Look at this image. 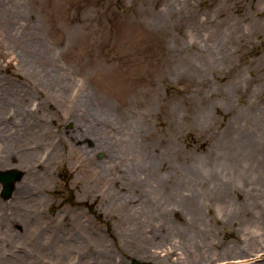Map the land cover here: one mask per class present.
I'll return each instance as SVG.
<instances>
[{
	"label": "rangeland",
	"instance_id": "1",
	"mask_svg": "<svg viewBox=\"0 0 264 264\" xmlns=\"http://www.w3.org/2000/svg\"><path fill=\"white\" fill-rule=\"evenodd\" d=\"M12 167L0 264H264V0H0Z\"/></svg>",
	"mask_w": 264,
	"mask_h": 264
},
{
	"label": "bare ground",
	"instance_id": "2",
	"mask_svg": "<svg viewBox=\"0 0 264 264\" xmlns=\"http://www.w3.org/2000/svg\"><path fill=\"white\" fill-rule=\"evenodd\" d=\"M133 126L134 124L133 125L128 124L126 127H124L125 135L121 139V143H119L123 148V153H124L123 157L126 156L129 157L131 159V164H133L132 163L133 161L136 162L135 168L131 170L129 168L127 172L129 173V170L131 171L130 176H132V178L135 179L136 183H141V184L143 183V186H146V189H144V187L142 186L145 195L153 194L155 196H159L162 198L163 193L160 192L161 191L160 185H163V183H166L168 181V176L165 174V171L161 170L163 168H160L158 171H154V169H152V167L154 166L153 163L154 155L147 150L145 145L142 144L143 141L142 140L140 141L139 133H137V131H134ZM93 134H95V131H93ZM80 149H82V147H80ZM163 161H165V159ZM162 166H165V162H163ZM142 174H145V176H143ZM147 187H151V188L148 189ZM118 193H119L118 195L119 197H123L126 199L130 197L128 194H126V192L118 191ZM120 193H124V194H120ZM125 203L126 201L123 200H121L120 202L121 205H125ZM147 205H150L149 208H152L153 203L148 202ZM150 210L152 209H148L149 211L148 213L151 212ZM242 263L244 262L229 263V264H242Z\"/></svg>",
	"mask_w": 264,
	"mask_h": 264
},
{
	"label": "water",
	"instance_id": "3",
	"mask_svg": "<svg viewBox=\"0 0 264 264\" xmlns=\"http://www.w3.org/2000/svg\"><path fill=\"white\" fill-rule=\"evenodd\" d=\"M25 172L19 168H8L0 170V183H2L1 194L5 199L12 197L16 183L20 181ZM132 264H164L162 262L145 261L138 258L132 259Z\"/></svg>",
	"mask_w": 264,
	"mask_h": 264
}]
</instances>
